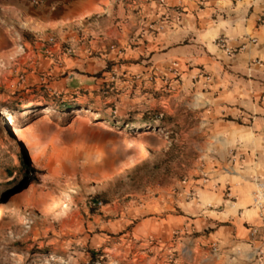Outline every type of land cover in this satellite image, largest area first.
<instances>
[{
  "label": "rangeland",
  "instance_id": "374dc122",
  "mask_svg": "<svg viewBox=\"0 0 264 264\" xmlns=\"http://www.w3.org/2000/svg\"><path fill=\"white\" fill-rule=\"evenodd\" d=\"M89 28L85 21L57 31L0 22L26 45L15 48L8 36L11 45L1 48L0 264H235L217 242L195 252L176 248L182 231L173 223L205 203L196 188L222 155L199 96H178L169 78L153 71H115L98 89L79 92L29 76L26 65L44 59L46 48L60 44L74 55L63 40L74 34L88 41ZM170 81L179 86L180 75L174 71ZM130 140L144 146L146 160L98 187L137 157ZM76 185L73 199L40 218L46 204Z\"/></svg>",
  "mask_w": 264,
  "mask_h": 264
},
{
  "label": "crops",
  "instance_id": "0c3cea01",
  "mask_svg": "<svg viewBox=\"0 0 264 264\" xmlns=\"http://www.w3.org/2000/svg\"><path fill=\"white\" fill-rule=\"evenodd\" d=\"M49 3L0 0V22L57 31L85 21L89 40L63 38L74 55L60 44L46 48L44 59L26 65L29 76L79 92L98 89L115 71H153L166 75L178 96H199L222 138V155L196 188L205 203L173 223L182 231L176 248L195 252L217 242L235 264H264V206L254 203L256 182L264 181V0H61L55 9ZM8 36L15 48L26 47L21 33L0 29V60L3 43L11 45ZM221 38L234 56L216 45ZM174 71L179 86L170 81Z\"/></svg>",
  "mask_w": 264,
  "mask_h": 264
},
{
  "label": "bare ground",
  "instance_id": "6f19581e",
  "mask_svg": "<svg viewBox=\"0 0 264 264\" xmlns=\"http://www.w3.org/2000/svg\"><path fill=\"white\" fill-rule=\"evenodd\" d=\"M79 19H82V18L81 17L75 18V20H79ZM12 134L14 135L15 140L19 143H22V146L26 149L27 143H26V140L24 138V135L22 134V130L15 126L12 128ZM127 143H128V147H131V148L138 151L137 157L127 161L124 164V166H122V168H120L119 170H117L115 172L116 174H113V176H107L106 178H104L103 181L101 180L102 182H100L97 185L98 187H102L104 184L110 182L114 177L122 175L126 171L130 170L133 166H137L146 160V157L148 154H147V152H146V150L142 144L136 143L133 140H130ZM31 159H32V161L35 160V158L33 156L31 157ZM77 190H79V187L77 185L73 186V188H69L68 192L63 194V196L61 198H58L57 200L50 202L51 204H46L47 206H44V211H43V214L40 218H44V217L50 215L51 213H53L54 211L59 210L67 201L70 200L71 196ZM24 193H25V191L22 192L21 194L15 196L13 199H11L9 201V203H13L14 200L20 201V200L24 199L25 198ZM0 212H1V207H0ZM19 223H21V222H19Z\"/></svg>",
  "mask_w": 264,
  "mask_h": 264
},
{
  "label": "built area",
  "instance_id": "2783aa9c",
  "mask_svg": "<svg viewBox=\"0 0 264 264\" xmlns=\"http://www.w3.org/2000/svg\"><path fill=\"white\" fill-rule=\"evenodd\" d=\"M29 3L32 6H38L41 5L45 2H48V0H28ZM61 0H51V3H49L51 6V8L55 9L56 5L60 2ZM253 43L255 41H252ZM216 45L222 49L227 56L231 57L234 56L236 54L237 51H234L232 49H229L227 46V42L224 38L218 39L216 41ZM72 51L71 50H66L64 53L65 54H70ZM232 157H234V155L232 154ZM231 161L233 162V158L231 159ZM257 193L256 196L254 198V203L255 205L259 206V207H263L264 206V181H257ZM228 195H230V192L228 191L227 193ZM261 264V263H260Z\"/></svg>",
  "mask_w": 264,
  "mask_h": 264
},
{
  "label": "trees",
  "instance_id": "16d2710c",
  "mask_svg": "<svg viewBox=\"0 0 264 264\" xmlns=\"http://www.w3.org/2000/svg\"><path fill=\"white\" fill-rule=\"evenodd\" d=\"M128 172H130V171H128ZM128 172H126V174H127ZM73 198H74V197H73V196H71V198H70V199H73ZM98 203H99V201H97V200H96V201H95V203H94V204H95V206H96Z\"/></svg>",
  "mask_w": 264,
  "mask_h": 264
}]
</instances>
